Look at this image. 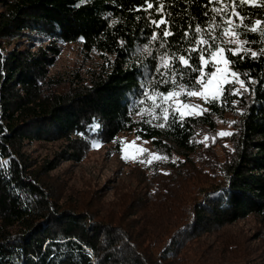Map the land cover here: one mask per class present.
Instances as JSON below:
<instances>
[{
    "label": "trees",
    "instance_id": "obj_1",
    "mask_svg": "<svg viewBox=\"0 0 264 264\" xmlns=\"http://www.w3.org/2000/svg\"><path fill=\"white\" fill-rule=\"evenodd\" d=\"M164 2L179 25L205 19L206 0ZM158 6L145 10L146 0H0V264H264V255L256 261L246 240L225 229L253 216L264 240V57L235 66L249 74L243 79L257 82L250 84L254 94L229 96L226 107L206 104L210 112L183 126L144 123L132 104L155 63L150 53L163 51L156 44L144 48L151 21L163 15L155 12ZM173 31L169 40L178 41L179 29ZM69 43L100 59L89 78L51 73L62 44ZM249 47L259 52L261 45ZM222 120L232 129L225 138L218 135ZM127 133L168 157L135 161L132 173L146 182V191L128 205L127 216L115 222L92 205L65 200L50 173L97 147L122 154ZM52 142L60 147L52 158L37 160L27 151ZM132 193L133 199L140 195ZM212 233L222 239L221 251L205 247Z\"/></svg>",
    "mask_w": 264,
    "mask_h": 264
},
{
    "label": "snow or ice",
    "instance_id": "obj_2",
    "mask_svg": "<svg viewBox=\"0 0 264 264\" xmlns=\"http://www.w3.org/2000/svg\"><path fill=\"white\" fill-rule=\"evenodd\" d=\"M177 2L179 0H173V4ZM183 2L189 3V0ZM146 3L145 10L153 9L156 3L159 6L155 12L163 15L151 21L152 35L144 48L147 50L150 45L156 44L163 51L159 52V56L150 53L155 63L140 84L139 97L132 104L144 123L151 125L152 121H158L155 126L160 128L171 127L173 123L183 126L187 119H196L210 112L209 108L188 102L193 97L202 99L208 105L214 106L219 102L226 107L229 96H243L249 91L254 94L250 84L257 82L243 79L249 74L240 73L235 66L245 59L264 57V0H206L203 5L206 10L202 14L205 19L195 25L192 19L187 20L185 25H179L172 13L165 12L164 0H146ZM251 9L259 11H252L249 15ZM257 15L262 19L252 18ZM161 25L164 27L161 28ZM174 28L179 29L178 41L169 40L176 35ZM249 34H256L257 39L248 40ZM257 42L261 45L259 52L252 51L249 45ZM148 67L145 65L146 69ZM236 83L240 88L233 87ZM162 86H168V91H161ZM96 128L99 125L91 130ZM218 135L225 137L232 133L222 131ZM97 146L93 144V147ZM134 146L133 141L129 147ZM139 151L142 153L144 150ZM155 158L168 159L167 156ZM122 159L127 160L128 156L122 155Z\"/></svg>",
    "mask_w": 264,
    "mask_h": 264
},
{
    "label": "rangeland",
    "instance_id": "obj_3",
    "mask_svg": "<svg viewBox=\"0 0 264 264\" xmlns=\"http://www.w3.org/2000/svg\"><path fill=\"white\" fill-rule=\"evenodd\" d=\"M99 62L100 59L97 55L93 54L91 57L86 55L78 43L62 44V52L58 56L55 66L51 68V73H58L66 77L81 75L83 78H89L88 72L93 70ZM188 102L206 108V104L200 98L193 97ZM231 130V125H226L222 120L219 133L222 131L231 133ZM138 137L134 133L124 134L122 136L124 145L120 155L115 153L107 155L106 148L97 147L89 151L82 161L63 162L59 168L50 173L49 177L52 178L50 181L61 187L65 200L72 198L71 202L77 200L86 203V205H92V209L101 211L102 216L120 222L127 216L128 205L134 201L136 203L141 195L144 196L142 193L146 191L144 188L146 182L138 181L137 174H134L137 171L133 170L132 166L135 161L152 160L158 156L149 140L141 137L138 139ZM225 137L221 136V138ZM133 141L135 146L129 147ZM59 149V143L52 142L37 143L35 148L31 147L27 151L37 160H43L52 158ZM140 149L144 151L141 153ZM216 149L219 156L224 158L223 150L219 147ZM122 155H127L128 159H122ZM132 171L134 172L132 173ZM133 190L140 194L134 199L131 197ZM143 214L144 210L138 212L135 219L140 220L139 217H142ZM225 229L226 232L234 234L237 238L246 240L247 247L251 249L256 261L262 259V255H264V240L261 238L262 225L255 217L242 219L226 226ZM203 241L205 247L211 246V251H221L222 239H218L214 233L206 235Z\"/></svg>",
    "mask_w": 264,
    "mask_h": 264
}]
</instances>
